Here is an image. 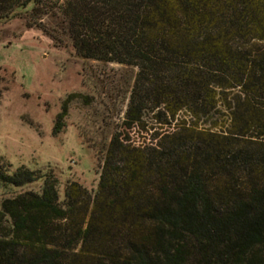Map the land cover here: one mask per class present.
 <instances>
[{
    "label": "trees",
    "instance_id": "obj_1",
    "mask_svg": "<svg viewBox=\"0 0 264 264\" xmlns=\"http://www.w3.org/2000/svg\"><path fill=\"white\" fill-rule=\"evenodd\" d=\"M60 10L79 56L138 74L94 196L72 181L61 198L54 174L0 160L4 184L44 183L3 202L0 264H264V0H63ZM147 110L172 130L138 143L125 129L147 130ZM55 220L72 223L64 246H50Z\"/></svg>",
    "mask_w": 264,
    "mask_h": 264
},
{
    "label": "rangeland",
    "instance_id": "obj_2",
    "mask_svg": "<svg viewBox=\"0 0 264 264\" xmlns=\"http://www.w3.org/2000/svg\"><path fill=\"white\" fill-rule=\"evenodd\" d=\"M14 2L0 0V160L10 165V172L24 165L54 174L61 198L72 181L94 196L106 149L124 129L138 68L79 56L61 15L63 0H45L37 10L12 9ZM67 99L68 114L55 133ZM153 117L147 110V130L125 131L142 143L152 141L156 131L172 130ZM248 179L243 175L238 182L245 187ZM43 184L16 187L0 181V238L10 225L1 212L3 202L41 191ZM50 230L51 247L64 246L73 233L66 220H55Z\"/></svg>",
    "mask_w": 264,
    "mask_h": 264
}]
</instances>
